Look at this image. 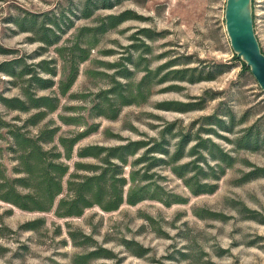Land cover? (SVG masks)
Instances as JSON below:
<instances>
[{
    "label": "rangeland",
    "instance_id": "1",
    "mask_svg": "<svg viewBox=\"0 0 264 264\" xmlns=\"http://www.w3.org/2000/svg\"><path fill=\"white\" fill-rule=\"evenodd\" d=\"M226 1L110 0L107 8L90 4L92 14L85 18L84 0H0V98L23 97L30 77L8 75L7 62L16 73L26 69L53 80L52 88L34 89L59 99L43 124L58 127L57 135L64 136L91 129L74 147L72 160L64 161L70 173L80 147L132 141L146 143L137 157L162 141L173 153L186 138L184 163L192 159L190 148L209 138L235 159L219 180H204L216 185L209 194L193 195L168 167L150 170L151 180L140 182L160 185L163 198L172 193L183 203L146 199L124 202L112 212L94 206L79 217L59 218L54 210L66 195L69 175L50 212L0 201V264H264V176L255 177L256 169L264 168V93L234 58L225 29ZM251 15L264 53V0H252ZM115 16L128 19L111 26L108 18ZM30 19L46 27H51L48 19H57V42L37 40L39 35L27 30ZM79 48L88 50V58L77 64L75 82L62 96L58 84L83 55ZM186 68L192 70L178 75L195 82L170 78V71ZM115 88L123 97L105 94ZM210 115L232 122V132L215 126L220 137L204 132L210 126L202 118ZM26 117L0 102V121L20 126ZM62 117H74L76 124H64ZM249 127L259 134L256 145L237 148L229 142ZM6 142V128L0 126V147ZM81 161L96 164L92 158ZM2 162L7 169L14 165L7 152ZM141 166H126L125 175Z\"/></svg>",
    "mask_w": 264,
    "mask_h": 264
},
{
    "label": "trees",
    "instance_id": "2",
    "mask_svg": "<svg viewBox=\"0 0 264 264\" xmlns=\"http://www.w3.org/2000/svg\"><path fill=\"white\" fill-rule=\"evenodd\" d=\"M109 2L110 0H97V3L93 0H84V17L88 18L92 14L93 10L90 8V4H99L98 6L107 8L110 6ZM125 19L128 18H122V16L108 18L111 26L119 24ZM28 24L27 30L39 35L37 40L47 45L57 42L56 32L60 31L57 19H48L46 24L51 27H46L44 24L37 26L35 19H30ZM104 31L102 29L101 33ZM49 33L53 36L51 40ZM79 50L83 55L71 66L66 80H62L58 84L59 93L62 96L68 93L75 82L78 73L77 64L88 58L87 49L79 48ZM234 58L239 61L242 72H250L239 58L236 56ZM4 65H7L8 70L5 72H8L10 76L30 75L27 79L28 86L23 91V97L0 98L1 104L6 108L27 115L20 126L0 121V126L6 128L7 134L6 147H0V201L20 210L40 213L52 211L56 199L63 194V179L67 175L69 178L66 182V195L60 197L54 210V214L59 218L79 217L86 209L94 206L105 212H112L124 202L135 205L146 199L157 200L165 205L183 203L184 201L176 194L168 193L166 198H163L160 194L165 191L160 185L140 184V182L151 180L150 170L168 167L176 177L183 180L193 195L209 194L215 191L216 185L208 184L204 180H219L224 175L226 168H230L235 161L209 138H200V141L188 151L187 156L192 159L184 163L181 161L186 156L183 154L187 143L186 138L179 141L178 147L173 153L164 148V141H162L149 147L137 157L135 156L146 146V143L132 141L113 147L100 145L80 147L76 152L78 160L73 164L74 172L70 173V167L64 161L72 160L74 147L91 133V129L71 136L57 135L58 127H50L48 123L43 124V122L58 109V97L37 95L34 91L36 88H52L55 85L53 80L38 77L36 73L33 74L32 71L26 69L16 73L10 62ZM37 66L40 67V64ZM190 70L192 69L170 71L172 74L170 78L195 82L190 77L186 79L183 75H178ZM44 71L55 76L52 69H44ZM147 78V75L142 78L140 88L146 83ZM31 85L34 86L32 90L30 89ZM105 94H118L123 97L121 89L119 91L117 88L109 90ZM127 104L130 103L122 101V105ZM101 115L104 114L101 113ZM116 116L115 113L112 118ZM202 121L203 125L210 126L204 130L207 134L220 137L211 126H215L218 130L232 132L233 123L226 125L223 119L215 115L205 116ZM62 123L76 124L74 117H62ZM41 124L42 126L38 127ZM33 127H38L35 133L30 131ZM258 138L259 134L253 133L252 128L249 127L242 129L236 139L229 142L236 145L237 148H243L256 145ZM200 149L208 151L205 154L201 153ZM6 152L11 154V160L14 162L11 169H7L2 162ZM130 157H135V159L129 162ZM87 158L95 159L96 164H86L81 161ZM134 165L142 166L126 176L124 168ZM255 173V177L264 176V168L256 169ZM128 185L129 189L124 199V189Z\"/></svg>",
    "mask_w": 264,
    "mask_h": 264
},
{
    "label": "water",
    "instance_id": "3",
    "mask_svg": "<svg viewBox=\"0 0 264 264\" xmlns=\"http://www.w3.org/2000/svg\"><path fill=\"white\" fill-rule=\"evenodd\" d=\"M252 0H227L224 11L225 29L234 55L250 70L264 93V53L254 33Z\"/></svg>",
    "mask_w": 264,
    "mask_h": 264
}]
</instances>
